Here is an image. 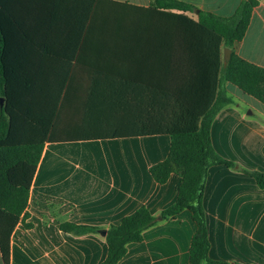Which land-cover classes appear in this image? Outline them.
<instances>
[{
  "label": "crops",
  "instance_id": "crops-1",
  "mask_svg": "<svg viewBox=\"0 0 264 264\" xmlns=\"http://www.w3.org/2000/svg\"><path fill=\"white\" fill-rule=\"evenodd\" d=\"M183 1L220 16L233 14L241 2ZM196 12L154 9L149 0H0L5 70L15 89L10 101L55 102L59 120L44 139L30 182L27 211L34 226L17 222L8 262L0 251V264H99L107 250L104 234L74 235L60 230L59 221L106 229L141 204L157 221L141 241L127 244L116 264H189L190 211L158 218L175 200L180 177L172 173L160 184L148 170L166 156L169 134L140 129L145 121L185 123L214 98L225 47L198 24ZM234 47L264 67V0H257ZM33 87L29 95L16 92ZM226 89L233 103L216 114L211 139L236 166L209 167L203 194L209 256L226 264H264V187L240 169L264 171V102L231 82ZM103 119L111 121L110 134L94 127L97 136L81 137L89 133L85 120ZM66 143L95 150L70 160L60 151Z\"/></svg>",
  "mask_w": 264,
  "mask_h": 264
},
{
  "label": "trees",
  "instance_id": "trees-1",
  "mask_svg": "<svg viewBox=\"0 0 264 264\" xmlns=\"http://www.w3.org/2000/svg\"><path fill=\"white\" fill-rule=\"evenodd\" d=\"M256 3L257 0H241L233 14L220 16L200 9L196 12L197 8L193 4L183 0H149V6L154 9L196 12L198 24L219 35L223 46L231 50L228 60L220 61L214 98L198 117L188 119L185 123L163 119L157 120L153 125L151 121H145L144 128L140 129L144 132L152 129L169 134L166 156L152 163L148 170L152 178L160 184L165 183L172 173L180 177L175 200L161 209L158 218H174L184 209L190 211L195 230L188 250L189 264H226L209 256L210 241L203 194L210 166H236L233 160L217 152L211 139V125L216 114L224 106L233 103L232 97L227 93L226 83L231 82L244 93L264 102V67L242 58L235 52L234 47L235 42L241 40L245 34ZM5 46V37L0 27V251L3 261L7 263L9 238L14 226L19 221L25 229L34 226L27 211L30 182L43 151L44 139L59 120L58 105L55 102L10 101V95L14 94L15 89L9 86L11 82L7 79L9 72H6L4 64ZM218 63L217 61V65ZM21 90L29 91V95L35 93L37 88L18 89L16 92ZM52 94L57 96V89H53ZM110 123L111 121L105 119L102 123L99 120H85V131L89 133L81 137L97 136L92 134L94 127L96 130L100 127L104 130L102 133L108 135L111 132L108 129ZM69 127L73 130V122ZM74 136L70 135L71 138H76ZM240 169L253 177L259 187H264V171ZM156 221L157 217L145 204H141L106 229L69 220H60L58 227L74 235L105 230L107 250L99 264H116L127 252V244L141 241L143 231Z\"/></svg>",
  "mask_w": 264,
  "mask_h": 264
},
{
  "label": "rangeland",
  "instance_id": "rangeland-1",
  "mask_svg": "<svg viewBox=\"0 0 264 264\" xmlns=\"http://www.w3.org/2000/svg\"><path fill=\"white\" fill-rule=\"evenodd\" d=\"M8 42L9 41H7V44ZM7 49H8V45H7ZM230 93L233 94L232 92ZM235 101L240 103V107H243L245 105L244 102H240L238 101V99H236ZM59 145L61 149L60 150L61 154H63L66 159H70V160L86 159V156L95 150L93 149V145L84 144V143H66Z\"/></svg>",
  "mask_w": 264,
  "mask_h": 264
},
{
  "label": "water",
  "instance_id": "water-1",
  "mask_svg": "<svg viewBox=\"0 0 264 264\" xmlns=\"http://www.w3.org/2000/svg\"><path fill=\"white\" fill-rule=\"evenodd\" d=\"M230 52H231V50L229 49V48H224V50H223V58H224V61H227L228 60V58H229V56H230ZM1 103H2V99L0 98V105H1ZM102 234H104L105 233V230H102V231H100Z\"/></svg>",
  "mask_w": 264,
  "mask_h": 264
}]
</instances>
